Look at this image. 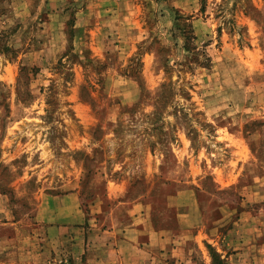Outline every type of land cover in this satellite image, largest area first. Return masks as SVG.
Instances as JSON below:
<instances>
[{
    "label": "rangeland",
    "instance_id": "1",
    "mask_svg": "<svg viewBox=\"0 0 264 264\" xmlns=\"http://www.w3.org/2000/svg\"><path fill=\"white\" fill-rule=\"evenodd\" d=\"M0 264H264V0H0Z\"/></svg>",
    "mask_w": 264,
    "mask_h": 264
}]
</instances>
